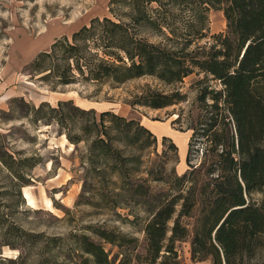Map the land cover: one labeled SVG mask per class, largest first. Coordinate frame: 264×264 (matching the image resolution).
Here are the masks:
<instances>
[{
    "label": "trees",
    "instance_id": "trees-1",
    "mask_svg": "<svg viewBox=\"0 0 264 264\" xmlns=\"http://www.w3.org/2000/svg\"><path fill=\"white\" fill-rule=\"evenodd\" d=\"M126 6L129 22L94 19L71 39L63 37L41 53L29 72L41 75L40 81L52 88H119L147 77L174 87L169 93L147 88L130 102L133 108L153 110L187 103V94L176 86L193 74L202 76L187 114L192 130L187 171L161 195L140 185L126 191L131 201L147 207L149 216L143 228L147 252L136 260L181 264L175 246L191 233L183 219L195 218L194 260L264 264L258 258L264 251V0H129ZM211 9L224 12L227 30L209 37ZM33 110L35 121L48 117L61 128L80 116L88 155L101 158L120 181L124 170L134 177L141 172L143 152L157 143L145 126L111 111L98 117L95 110L75 107L73 101L59 102L56 108L44 102ZM66 135L76 147L82 142ZM154 196L158 202L153 206ZM92 232L120 253L112 259L90 236L75 235L80 260L74 264L134 260L125 251H134L137 239L103 229Z\"/></svg>",
    "mask_w": 264,
    "mask_h": 264
},
{
    "label": "rangeland",
    "instance_id": "rangeland-1",
    "mask_svg": "<svg viewBox=\"0 0 264 264\" xmlns=\"http://www.w3.org/2000/svg\"><path fill=\"white\" fill-rule=\"evenodd\" d=\"M128 1L0 0V264H74L80 260L73 243L75 235L90 236L113 259L120 250L97 237L94 228L137 239L135 250L125 252L134 258L131 264H145L136 260V255L145 257L147 252L143 232L149 218L147 207L131 201L126 191L140 185L161 195L187 171L184 145L189 146L192 136L187 114L197 96L194 86L203 77L193 74L176 86L187 94V103L153 110L133 108L130 102L147 88L169 93L174 87L147 77L119 88L99 84L52 88L40 81L41 75L29 72L41 53L63 37L71 39L92 20L129 22ZM208 28L209 37L226 32L223 11L208 12ZM141 34L148 36L145 31ZM68 101L75 107L95 110L98 117L107 111L120 117L128 115L125 118L139 122L157 137V143L143 152L141 172L136 177L124 170L120 181L101 158L88 155L80 116L69 118L61 128L48 118L51 115L46 109L47 119L35 121L33 107L47 102L56 108L59 102ZM153 125L160 134L152 131ZM67 133L81 138L78 147L70 143ZM165 135L170 137L167 141L163 140ZM26 191L34 200L32 206L25 199ZM150 201L157 204V196ZM183 222L191 233L176 243L179 262L213 264L211 258L193 259L195 218H184ZM258 258L264 261V251Z\"/></svg>",
    "mask_w": 264,
    "mask_h": 264
},
{
    "label": "bare ground",
    "instance_id": "bare-ground-1",
    "mask_svg": "<svg viewBox=\"0 0 264 264\" xmlns=\"http://www.w3.org/2000/svg\"><path fill=\"white\" fill-rule=\"evenodd\" d=\"M153 127L154 128H152V126H151V129H153L152 131H154V133H157V134H160L161 133L159 130L155 129V126L154 125H153ZM157 134H156V136H157ZM25 199L27 200L29 206L34 205V200H33L32 196L30 195V193L28 191L25 192Z\"/></svg>",
    "mask_w": 264,
    "mask_h": 264
},
{
    "label": "crops",
    "instance_id": "crops-1",
    "mask_svg": "<svg viewBox=\"0 0 264 264\" xmlns=\"http://www.w3.org/2000/svg\"><path fill=\"white\" fill-rule=\"evenodd\" d=\"M125 111H127V109H125ZM130 112V111H128ZM125 117H127L128 115H124ZM163 137H167V135L163 136ZM170 138V137H168ZM187 151H188V144L184 145V158L186 159V155H187ZM184 161V159L182 160V162Z\"/></svg>",
    "mask_w": 264,
    "mask_h": 264
}]
</instances>
